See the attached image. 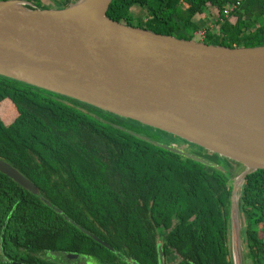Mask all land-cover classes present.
Listing matches in <instances>:
<instances>
[{"label": "trees", "instance_id": "trees-1", "mask_svg": "<svg viewBox=\"0 0 264 264\" xmlns=\"http://www.w3.org/2000/svg\"><path fill=\"white\" fill-rule=\"evenodd\" d=\"M237 1L113 0L107 16L187 41L202 17L205 44L264 46V0H243L233 21L214 20L217 31L204 25ZM142 126L0 76V159L38 190L0 173V264H162L160 251L163 264H234L227 160L174 153L141 137ZM239 209L245 262L264 264V170L246 177Z\"/></svg>", "mask_w": 264, "mask_h": 264}, {"label": "water", "instance_id": "water-1", "mask_svg": "<svg viewBox=\"0 0 264 264\" xmlns=\"http://www.w3.org/2000/svg\"><path fill=\"white\" fill-rule=\"evenodd\" d=\"M112 1L67 0L60 9L0 1V76L137 121L244 167L233 182L231 210L234 264H243L239 192L248 175L264 170V46L228 48L131 27L107 16ZM0 173L38 193L1 159Z\"/></svg>", "mask_w": 264, "mask_h": 264}, {"label": "rangeland", "instance_id": "rangeland-1", "mask_svg": "<svg viewBox=\"0 0 264 264\" xmlns=\"http://www.w3.org/2000/svg\"><path fill=\"white\" fill-rule=\"evenodd\" d=\"M66 1L67 0H62V4H60V3L59 4H55V3L52 4V2H48V5L46 7L50 8V9H60V8H62V6H64L63 3ZM184 10H186V9L184 8ZM134 14L138 19H144L146 16V11L136 9ZM214 20H215V18L213 16L207 17L206 23L204 25H206V24L215 25ZM203 21H204V18L200 17L196 20V23L202 27ZM194 40L199 42V40L197 38H194ZM14 115H15V113H14ZM140 129L142 131V134L140 135L141 137L146 138V139L148 138L149 140H151V141H153L159 145H165V146H169L171 148L178 149V150L182 151L184 154L190 155V156H194V154H198L201 152L200 147H197L191 143H188L186 141L178 139L175 136L170 135L168 133H164V132H161L159 130L152 129V128L146 127L144 125L142 127H140ZM204 153L207 154V152H204ZM226 167L229 169V173H230V176H231L233 182L244 171V167H242L239 164L233 163L232 161H229V160L226 161ZM239 193H240V195H239V201L238 202L240 203L241 192H239ZM238 230L241 231V237H240L241 238V240H240L241 245L239 247H241L240 251H241V254L243 257V255L245 254V250H244V246H243V237H242V230H244V221H243L242 214L240 212L238 215ZM235 235H236V233H234V230L231 227V229H230V240H231V246L232 247L237 246V245H235V242H234L235 241V239H234ZM160 260L163 264L162 251H160ZM245 261L243 264H246ZM175 262H176V260L171 259V260H169L168 264H175Z\"/></svg>", "mask_w": 264, "mask_h": 264}, {"label": "built area", "instance_id": "built-area-1", "mask_svg": "<svg viewBox=\"0 0 264 264\" xmlns=\"http://www.w3.org/2000/svg\"><path fill=\"white\" fill-rule=\"evenodd\" d=\"M242 0H238L235 4L228 5L225 7V9L222 12V15H215L213 16L215 19L218 18L220 22H223L224 19H229L230 21H233V17H231V14L239 7ZM209 30L210 31H217V25H211L209 24ZM208 29L204 27H200L195 33L194 38H197L199 42H203L205 38L207 37ZM217 33V32H216ZM194 40V39H193Z\"/></svg>", "mask_w": 264, "mask_h": 264}, {"label": "flooded vegetation", "instance_id": "flooded-vegetation-1", "mask_svg": "<svg viewBox=\"0 0 264 264\" xmlns=\"http://www.w3.org/2000/svg\"><path fill=\"white\" fill-rule=\"evenodd\" d=\"M243 1V0H242ZM48 2H52V4H62V0H47L46 1V3H44L45 4V6H47L48 5ZM229 22H230V20L229 19H227Z\"/></svg>", "mask_w": 264, "mask_h": 264}]
</instances>
